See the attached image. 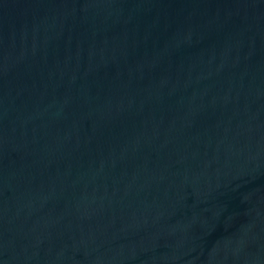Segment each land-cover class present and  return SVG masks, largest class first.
<instances>
[{
  "label": "water",
  "instance_id": "water-1",
  "mask_svg": "<svg viewBox=\"0 0 264 264\" xmlns=\"http://www.w3.org/2000/svg\"><path fill=\"white\" fill-rule=\"evenodd\" d=\"M0 264H264V0H0Z\"/></svg>",
  "mask_w": 264,
  "mask_h": 264
}]
</instances>
